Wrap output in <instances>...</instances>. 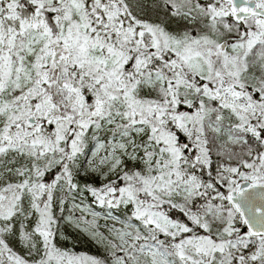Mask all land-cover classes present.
I'll list each match as a JSON object with an SVG mask.
<instances>
[{
	"label": "snow or ice",
	"instance_id": "1",
	"mask_svg": "<svg viewBox=\"0 0 264 264\" xmlns=\"http://www.w3.org/2000/svg\"><path fill=\"white\" fill-rule=\"evenodd\" d=\"M0 264H264V0H0Z\"/></svg>",
	"mask_w": 264,
	"mask_h": 264
}]
</instances>
